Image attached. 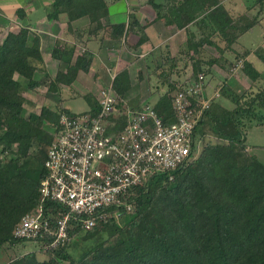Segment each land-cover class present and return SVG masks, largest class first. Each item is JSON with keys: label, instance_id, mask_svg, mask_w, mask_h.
Listing matches in <instances>:
<instances>
[{"label": "trees", "instance_id": "obj_1", "mask_svg": "<svg viewBox=\"0 0 264 264\" xmlns=\"http://www.w3.org/2000/svg\"><path fill=\"white\" fill-rule=\"evenodd\" d=\"M263 3L257 1V5ZM150 5L159 17L166 10L180 30L196 25L207 31L204 37L189 35L185 53L196 64L182 86L219 65L225 52L256 27L263 10L261 7L254 18L249 17L250 11L234 18L226 12L223 0H173L167 8L151 0ZM108 10L106 0H55L52 15L67 14L69 23L89 18L91 33L102 29ZM23 13L19 10V17L24 18ZM112 29L120 36L125 26ZM217 39L225 42V48ZM206 47L215 48L216 56L203 62L200 54ZM250 53L245 51L239 57L252 86L240 95L223 91L235 105L233 110L212 100L196 128L192 155L172 173V180L165 173L149 176L122 197V205L102 212L107 220H99L91 231L83 230L73 217L64 246L45 250L43 242H34L41 246L39 253H28L6 264H264V162L255 152L247 151L248 130L264 126V88L258 86L262 75L245 61ZM257 54L264 64V53ZM63 55L62 49L54 50L55 58ZM172 58L162 57L158 70H164L166 63H172L171 70H175L177 59ZM87 61L91 59L83 54L66 75L59 72L53 88L71 84L76 78L71 79V74L88 71ZM37 72H45L40 38L22 29L17 38L9 35L2 40L0 25V252L5 246L33 242L16 239L14 229L39 201L41 184L48 175L47 154L60 129L61 116L76 115L62 108L43 107L26 117L27 94L39 86ZM128 84L127 70L113 81L112 89L120 102L118 114L107 123L108 133H120L128 125L122 110ZM176 87L175 81L169 83L168 92L153 106L166 125L176 122L171 97ZM86 101L91 109L85 113L97 116L98 101L89 96ZM127 206L132 210L127 211ZM120 212L119 221L116 214ZM60 213L66 210L46 203L45 215L52 221ZM103 234L108 239L80 259L68 252L74 237L89 241ZM40 253L46 257L41 258Z\"/></svg>", "mask_w": 264, "mask_h": 264}, {"label": "built area", "instance_id": "obj_2", "mask_svg": "<svg viewBox=\"0 0 264 264\" xmlns=\"http://www.w3.org/2000/svg\"><path fill=\"white\" fill-rule=\"evenodd\" d=\"M183 83H177L172 93L176 122L169 125L152 105L139 110L125 107L128 125L120 133H108L107 123L120 102L112 87L101 91L97 116L62 115L47 154L48 175L41 184L39 201L15 227L14 237L43 242L45 250L58 249L69 241L73 217L83 230L91 231L99 220H107L102 212L122 205V197L149 176L165 173L172 180V173L190 159L196 128L219 96L205 95L204 74L186 86ZM48 201L66 213L52 221L45 215ZM120 217L121 212L116 214Z\"/></svg>", "mask_w": 264, "mask_h": 264}, {"label": "crops", "instance_id": "obj_3", "mask_svg": "<svg viewBox=\"0 0 264 264\" xmlns=\"http://www.w3.org/2000/svg\"><path fill=\"white\" fill-rule=\"evenodd\" d=\"M150 1L106 0L109 10L107 17L102 20V29L90 33L88 30L92 26L89 18H80L69 23L67 14H60L57 18L53 17L52 6L55 0H0L1 39H6L10 32L16 33L17 38L22 29H27L31 37L40 38L45 72L36 73L35 81L39 83V86L31 93L33 96L39 92L41 96L39 95L37 100L44 103L59 102L56 106L58 109L47 106L48 108L68 110L64 107V103L77 96L85 100L89 96L99 103L101 91L112 87L118 73L127 70L129 84L123 96L125 103L122 110L125 111V107L130 110H139L148 105L147 101L150 99H154V104H152L154 106L165 93L161 90L153 96L142 95L137 87L140 88L143 80L140 73L134 74V71L140 70L142 66L148 71L158 69L162 57L168 55L175 57L180 47L186 45L190 33H195L192 30L193 25L180 30L166 10L161 12L159 17L150 5ZM155 2L167 8L173 0H155ZM244 3H246L244 0H223L224 6H231L235 10L244 9ZM252 5L254 6L255 3ZM247 7L249 9V6ZM21 9L24 11V18L18 15ZM119 25L125 26L120 36L112 29ZM55 49L64 51L62 59L53 56ZM250 51L245 61L251 63L264 78V74L254 65V50ZM228 52L230 50L225 52L220 64L213 66L212 69L222 72L229 69L221 66L223 64L232 65L226 55ZM83 54H87L88 59H91L86 64L88 71L80 70L76 76L71 74L69 75L72 76L71 79L76 77L71 84H59L57 88H53L56 85L55 80L58 73L62 72L66 75L68 69L73 67ZM153 64L154 68L151 66ZM232 71L237 72L238 70L233 69ZM230 77L225 78L230 81L232 80ZM245 77L250 80L249 84L252 86L251 79L246 75ZM209 87L205 93L207 97H211V92L208 93ZM30 96L27 94V98ZM90 109L89 105L86 112ZM118 112L119 110H116L113 115H117Z\"/></svg>", "mask_w": 264, "mask_h": 264}, {"label": "rangeland", "instance_id": "obj_4", "mask_svg": "<svg viewBox=\"0 0 264 264\" xmlns=\"http://www.w3.org/2000/svg\"><path fill=\"white\" fill-rule=\"evenodd\" d=\"M257 1L258 0H244V2H246L244 3L245 8L239 10H235L231 6H225L226 12H228V14L233 16L234 18L240 17L244 13H248L247 11H250L249 17L254 18V16L257 15V12L261 10V7L263 8V10L260 14V17L258 18V24L256 25V27H253L251 31L245 33L237 41V43L232 46L233 49L226 54L229 57L228 61L232 65L223 64L221 66L229 69H225L224 70L225 72L219 71L218 69L216 70L212 69L210 70V73L208 75H205L207 82L206 89H208V87L210 86L209 87L210 90L208 91V93L211 92L210 98L217 96L218 93L219 96L215 98L218 100L217 102L220 103L224 108H228L230 110L235 109V105L231 102V99L229 97L227 98V96L225 97L223 96V91L226 90L227 94L234 93L240 95L251 87V85L249 84L250 80L245 77L242 68L238 67V65L242 63V61L240 60L241 57L239 56L247 50L249 51L251 49L254 50L253 51L254 61H255L254 65H256L259 71H261L264 74V64L259 59L257 54L258 51L264 53V4L257 5ZM254 3L255 5L253 6L252 4ZM247 6H249L251 10L248 9ZM192 27H193L192 30L195 32V34L198 37H204L205 34H207V31L200 30V28L196 25H193ZM4 30L6 31V28ZM9 34L15 36L16 33L10 32ZM215 41L222 48H225L226 45L225 42H223L220 39H217ZM186 48H187V43L186 45L181 46L179 49V53L175 54V57H173L177 59L175 70L174 69L171 70L172 63H166V68L164 70L153 69L151 71H148L142 66L140 70L134 71V74L136 72L137 73L139 72L143 80L141 81L143 82L142 85H140V88L137 87V90L140 91V93H142V95L144 96L145 95L153 96L158 94L161 90L164 91V93H167L169 83H174V81L176 83H181L180 81L187 80L193 74L194 71L193 66L194 64H196V60L194 59L191 61V59H189V56H187V54L185 53L187 52ZM215 54H216L215 48L206 47L204 48L203 52H201L200 58L202 59L203 62H206L207 60L214 58L216 56ZM151 66L154 68V64ZM233 69H237L238 71L234 72L232 71ZM227 76L228 78L230 77V79L232 80L229 81L228 79H226L225 77ZM21 81L25 84V81L23 80ZM227 81H229L230 83L229 82L226 83ZM259 84L261 85L262 88H264V78L260 79V81L258 82V86ZM248 86L249 88H247ZM29 94L31 96L27 99L29 103L28 105L29 107L27 108L25 114L26 117H29V115L34 112L39 113L43 107L49 106L53 108L56 107L59 103L57 101L51 103L50 102L44 103L42 101L37 100L38 96L39 95L41 96L39 92L34 94L33 96L31 92H29L28 95ZM129 104L131 106L133 105V103H129ZM147 104L148 105L154 104V99H150V101H147ZM64 107L68 108V110H70V112L74 114H79L86 112L89 108V105L84 98L77 96L66 101L64 103ZM56 108L58 109V107ZM247 134H248V138H247L248 153L253 154V152H255L256 155H259V158L262 160V162H264V149L261 148L264 146V126L262 127L255 126L249 129ZM259 147H260L259 150H254L255 148H259ZM120 220L121 219H119V221ZM121 225H123V221H121ZM97 238L98 239L87 241L84 238L74 237L72 240V244L68 249V252L74 259L78 260L82 256H84L87 252H89L91 249H93L97 244L107 240L108 235L103 234L98 236ZM40 248L41 246H39V244L34 242L18 244L16 247L5 246L4 249L0 252V264H6L11 260L16 259L17 257L26 255L28 253H32V252L39 253ZM40 255L41 258L46 257V255L42 253H40Z\"/></svg>", "mask_w": 264, "mask_h": 264}]
</instances>
